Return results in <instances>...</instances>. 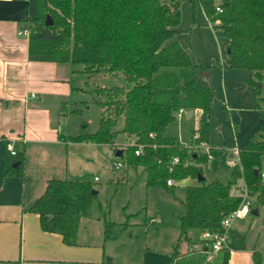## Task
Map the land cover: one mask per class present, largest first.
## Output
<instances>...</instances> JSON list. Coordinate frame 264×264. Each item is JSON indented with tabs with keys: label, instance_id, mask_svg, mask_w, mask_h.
Listing matches in <instances>:
<instances>
[{
	"label": "trees",
	"instance_id": "obj_1",
	"mask_svg": "<svg viewBox=\"0 0 264 264\" xmlns=\"http://www.w3.org/2000/svg\"><path fill=\"white\" fill-rule=\"evenodd\" d=\"M191 8L195 0H187ZM29 60L80 66L77 72H120L125 84L94 89L92 102L100 118L92 132L69 136L71 142L107 145L116 152L115 138L129 140L120 150L127 168H140L146 187L172 191L174 182L191 178L184 187L183 212L177 216L178 235L190 241L189 231H220L221 221L240 203L231 192L237 180L244 183L254 207H264V127L237 149L238 162L228 167L229 153L207 143L212 93L208 67L192 61L174 40L179 22V0H27ZM207 18L228 40V67L248 69L247 84L256 96L254 109H264V0H197ZM219 7V11L215 10ZM51 24H45L46 16ZM178 109L196 110V128L190 143L181 145L164 134ZM122 125L115 129L117 120ZM138 153L135 154V151ZM207 155L211 159L208 161ZM177 163L172 164V158ZM219 176L206 180L202 166ZM23 156L15 155L3 169L4 176L22 175ZM198 176L202 179L198 180ZM166 180L172 182L166 185ZM92 191H95L93 193ZM97 191L90 180L50 178L28 210L39 217L42 230L61 235L73 244L78 222L88 214ZM103 220L104 235L110 225ZM254 264L260 260L253 253ZM225 260H224V263Z\"/></svg>",
	"mask_w": 264,
	"mask_h": 264
},
{
	"label": "crops",
	"instance_id": "obj_2",
	"mask_svg": "<svg viewBox=\"0 0 264 264\" xmlns=\"http://www.w3.org/2000/svg\"><path fill=\"white\" fill-rule=\"evenodd\" d=\"M219 2L214 1V4ZM28 14L27 0H0V264H206L213 257L217 260L209 264H223L224 260L226 264H254L253 253L260 264H264V250L246 243L235 249L215 251L208 259L209 253L191 246L195 242L191 239L199 240V231H189L190 241L181 240L184 243L181 245L179 241L174 249L177 217L175 239L163 249L145 245L141 250L112 252L109 248L112 242L118 241L117 235L108 233L105 237L104 228L95 231L86 225L80 228V220L73 244H65L58 233L42 230L38 214L28 208L52 177L43 175L39 183L35 182L32 177L43 170L35 162L30 166L31 160L37 161L36 157H44L54 148L61 149L65 155V148L72 144L104 145L71 142L68 137L75 136L73 131L67 129L66 136L63 133L66 109L74 94L81 91L73 81L77 71L70 64L28 59ZM215 24L216 21L207 18L197 0L193 9L187 0H179V22L172 40L192 61L209 68L207 83L212 100L207 146L229 153L250 140L260 126L264 127V109L253 108L256 96L253 87L246 82L252 71L228 67L225 50L228 40ZM182 117L192 124L191 136V130L196 128L197 112L184 109L173 122L177 123ZM168 136H175L181 145H188L191 139L186 144L179 135ZM9 143L15 155L23 156L21 176L3 174L4 167L15 156L9 154L6 147ZM210 172L214 177L220 174ZM251 208H255L252 203ZM251 226L244 229L243 241Z\"/></svg>",
	"mask_w": 264,
	"mask_h": 264
},
{
	"label": "rangeland",
	"instance_id": "obj_3",
	"mask_svg": "<svg viewBox=\"0 0 264 264\" xmlns=\"http://www.w3.org/2000/svg\"><path fill=\"white\" fill-rule=\"evenodd\" d=\"M76 69L79 70L81 67L75 66L74 70ZM73 81L79 85L81 91L77 95L74 94V99L66 109V117L62 122L65 136L67 129L76 135L77 133L92 132L96 128L100 118V109L92 102L96 87L125 84L124 77L120 72L108 73L105 71L91 74L75 72ZM121 125L122 120L119 118L115 129H119ZM191 127L192 124L186 123L182 117L177 123L168 124L165 134L179 135L181 141L187 144L190 139L189 130ZM128 141L123 133H118L115 138L116 150L126 145ZM65 150L66 153L63 155L61 149H51L46 156L36 157L37 161L31 160L32 164L29 163V165H34L33 162H35L42 166V169H38L43 171L36 172L32 177L37 183L43 175L44 177L50 175L52 178L87 179L92 182L97 193L90 203L88 216L80 219V228L86 225V228L95 231L98 228H103L104 219L111 221L113 224L110 225L108 233L117 235L118 240L111 243L109 249L112 252L125 249L129 251L141 250L145 245L163 249L173 243L177 231L176 217L183 212L181 200L184 195V187L195 184V180L187 178L174 182L171 192L158 187H146L141 169L127 168L122 159L116 156L115 152L107 145H95L94 147L72 144ZM114 162H120L122 166L115 169L113 168ZM202 170L206 180L214 177L209 170V165H203ZM93 176L96 177V180H92ZM240 184L241 181L237 180L236 184L231 187V192L237 194ZM251 203L254 206V202ZM248 225L252 226L246 234L248 237L243 241V232ZM226 236L225 248L227 249H235L242 243H246L250 247L254 246L264 250V207L257 206V215L249 213L243 219H235ZM192 241L201 240L199 237V240L196 238L191 239ZM118 242L121 243L118 244ZM183 243L184 241H181V245ZM216 260L217 257L215 260L213 257L209 263Z\"/></svg>",
	"mask_w": 264,
	"mask_h": 264
},
{
	"label": "built area",
	"instance_id": "obj_4",
	"mask_svg": "<svg viewBox=\"0 0 264 264\" xmlns=\"http://www.w3.org/2000/svg\"><path fill=\"white\" fill-rule=\"evenodd\" d=\"M215 10L219 11V7L215 6ZM196 111V110H195ZM183 112L182 109H178L175 113V119H178L180 117V114ZM197 112V111H196ZM9 154L11 156L15 155V150L12 147V144L9 143L6 145ZM199 147L204 151L208 152L209 147L207 146V143L200 142ZM138 153V150L135 151V154ZM208 161H210L211 157L210 155H207ZM172 164L177 163V158H172ZM238 162V153L237 149L232 150L229 152V157L226 159L225 163L228 167L234 166ZM122 164L120 162H114L113 168L117 169L121 167ZM261 178L264 179V172L261 173ZM93 180H96V177L93 178ZM172 182L170 180H166V185H171ZM238 194L241 196L240 203L238 206L232 210L228 215H226L222 221H221V230L220 231H202L200 232V242L199 244H193L192 248L199 249L201 252L209 253L207 258L209 259L211 257V253L225 249L226 242H227V231L235 219H243L249 214L250 208H251V200L249 199L247 195V190L243 182L238 186Z\"/></svg>",
	"mask_w": 264,
	"mask_h": 264
},
{
	"label": "water",
	"instance_id": "obj_5",
	"mask_svg": "<svg viewBox=\"0 0 264 264\" xmlns=\"http://www.w3.org/2000/svg\"><path fill=\"white\" fill-rule=\"evenodd\" d=\"M45 24H46V25H50V24H51V19H50V17H49L48 15H47L46 18H45ZM187 114L190 115V111H188ZM120 153H121L120 150H116L115 155H116V156H119ZM197 178H198V180H201V179H202L201 176H198ZM92 192L95 193V191H92ZM249 213H250L251 215H257V211H256L255 208H250Z\"/></svg>",
	"mask_w": 264,
	"mask_h": 264
}]
</instances>
